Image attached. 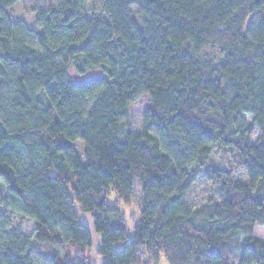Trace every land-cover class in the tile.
Wrapping results in <instances>:
<instances>
[{"label": "trees", "instance_id": "trees-1", "mask_svg": "<svg viewBox=\"0 0 264 264\" xmlns=\"http://www.w3.org/2000/svg\"><path fill=\"white\" fill-rule=\"evenodd\" d=\"M16 2L0 0V264H264V0H61L35 28ZM143 96L141 131L120 134ZM216 147L245 179L206 168L216 194L190 206Z\"/></svg>", "mask_w": 264, "mask_h": 264}, {"label": "rangeland", "instance_id": "rangeland-1", "mask_svg": "<svg viewBox=\"0 0 264 264\" xmlns=\"http://www.w3.org/2000/svg\"><path fill=\"white\" fill-rule=\"evenodd\" d=\"M60 1L61 0H19L20 4L24 6V12L17 13L15 9L10 8L8 13L13 21H23L28 27L35 28L34 19L37 11L39 9H42L50 5L59 6ZM29 12L33 13L31 19H29L28 16L26 15ZM98 72L99 70L95 69V70L86 71L82 74H78L75 71V69L71 67L69 70V75L73 80H80L95 75ZM146 106H147L146 96L141 97L139 100L129 105L127 109L128 114L126 118L120 122L119 125L120 134H123L126 130H129L133 133H139L141 131L143 116ZM120 134L119 137L122 139L123 137ZM256 135L257 132L253 134V137H255ZM210 167H218V168L231 167L234 170L235 178L240 180L245 179V174L242 168L237 163L236 154L230 149H223L216 147L214 148L206 164V167L195 168L196 171H199V174L196 178V181L193 183L189 192L187 193L186 201L188 205L197 206L203 203L204 201H206L209 198V196L216 194V184L213 181L207 179L204 174L205 169ZM114 199L115 196L113 195L112 191L106 194L107 202L112 203ZM137 200H138V189L135 185L133 199H131V201L128 203L120 202L118 204L119 211L123 213L125 216L124 222L127 226V232L129 234L132 233L131 230L132 222L130 219V215L132 214L138 215L137 205H136ZM126 205L127 206L135 205V207H125ZM77 213H78V219L88 227L91 233L92 242L95 245L97 239H96V233L93 230L91 213L79 212L78 210ZM17 221H21L22 229L26 234L31 235L33 233L34 224L31 219L19 217ZM252 235L258 237L261 240H264V228H260L259 226H256L254 228ZM89 258L91 262L95 261L93 254H90ZM160 264H162L161 259H160Z\"/></svg>", "mask_w": 264, "mask_h": 264}, {"label": "clouds", "instance_id": "clouds-1", "mask_svg": "<svg viewBox=\"0 0 264 264\" xmlns=\"http://www.w3.org/2000/svg\"><path fill=\"white\" fill-rule=\"evenodd\" d=\"M10 8H13L16 10L17 13H21V12H24V6L22 4H20L19 0H17V3H14L12 5H9ZM28 16L29 19H31L33 13L29 12L26 14ZM115 195V194H113ZM125 207H135V205H131V206H125ZM137 214H139V209L137 208ZM260 228H264V225H258ZM172 253L171 252H168L167 254L161 250V262L162 264H176L175 261L173 260H170L166 257H171ZM155 264V262H154Z\"/></svg>", "mask_w": 264, "mask_h": 264}, {"label": "crops", "instance_id": "crops-1", "mask_svg": "<svg viewBox=\"0 0 264 264\" xmlns=\"http://www.w3.org/2000/svg\"><path fill=\"white\" fill-rule=\"evenodd\" d=\"M99 238H100V236H99L98 234H96L97 242H96L95 245L93 244L92 250L96 249V247L98 246ZM92 254H93V253H92ZM93 257H94V260H95V261H93L92 263H93V264H94V263H95V264H98V263L100 262V258L97 257V256H95L94 254H93ZM159 264H160V262H159Z\"/></svg>", "mask_w": 264, "mask_h": 264}]
</instances>
